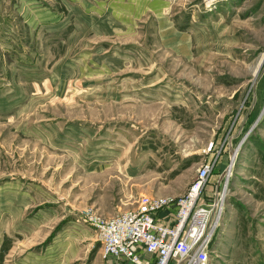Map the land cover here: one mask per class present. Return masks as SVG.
I'll return each mask as SVG.
<instances>
[{"label":"rangeland","instance_id":"1","mask_svg":"<svg viewBox=\"0 0 264 264\" xmlns=\"http://www.w3.org/2000/svg\"><path fill=\"white\" fill-rule=\"evenodd\" d=\"M205 163V264H264V0H0V264H107L85 212Z\"/></svg>","mask_w":264,"mask_h":264},{"label":"built area","instance_id":"2","mask_svg":"<svg viewBox=\"0 0 264 264\" xmlns=\"http://www.w3.org/2000/svg\"><path fill=\"white\" fill-rule=\"evenodd\" d=\"M210 167L208 163L200 166L182 195L143 194L133 209L111 217L86 211L85 219L101 242L102 256H123L138 264L142 254H150L151 264H205L207 230L218 206L217 193L211 200L204 199Z\"/></svg>","mask_w":264,"mask_h":264},{"label":"crops","instance_id":"3","mask_svg":"<svg viewBox=\"0 0 264 264\" xmlns=\"http://www.w3.org/2000/svg\"><path fill=\"white\" fill-rule=\"evenodd\" d=\"M162 214V213H161ZM153 257L150 254H142L141 260L138 264H151ZM107 264H134L127 260L125 257L121 256L118 258H108L106 259ZM52 260H46V264H52ZM53 264H56L55 262Z\"/></svg>","mask_w":264,"mask_h":264},{"label":"bare ground","instance_id":"4","mask_svg":"<svg viewBox=\"0 0 264 264\" xmlns=\"http://www.w3.org/2000/svg\"><path fill=\"white\" fill-rule=\"evenodd\" d=\"M257 68H258V66L256 67V69L254 70V73L257 71ZM234 159V158H233Z\"/></svg>","mask_w":264,"mask_h":264}]
</instances>
